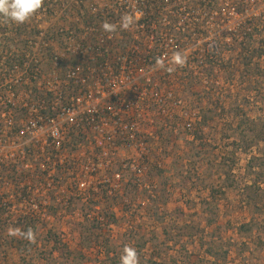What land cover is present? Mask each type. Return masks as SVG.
I'll return each instance as SVG.
<instances>
[{"label":"built area","instance_id":"obj_1","mask_svg":"<svg viewBox=\"0 0 264 264\" xmlns=\"http://www.w3.org/2000/svg\"><path fill=\"white\" fill-rule=\"evenodd\" d=\"M125 13L129 30H102ZM260 20L263 0H44L24 24L0 16L1 217L149 186L164 165L161 123L193 137L201 120L185 96L194 64L210 71L222 43L250 39ZM177 51L186 63L166 71Z\"/></svg>","mask_w":264,"mask_h":264},{"label":"rangeland","instance_id":"obj_2","mask_svg":"<svg viewBox=\"0 0 264 264\" xmlns=\"http://www.w3.org/2000/svg\"><path fill=\"white\" fill-rule=\"evenodd\" d=\"M259 29L253 39L222 43L210 71L201 75L202 65L194 64L185 96L201 124L191 137L164 131L161 123L159 178L147 187L126 185L113 202L93 209V195L67 208L51 201L50 207H64L56 218L41 217L45 247L28 252L17 246L20 236L8 234L19 219L11 217L0 237V264H113L125 245L137 250L140 264H264V57L258 58L264 20ZM255 199L258 208L250 207ZM50 229L58 252L47 243Z\"/></svg>","mask_w":264,"mask_h":264},{"label":"clouds","instance_id":"obj_3","mask_svg":"<svg viewBox=\"0 0 264 264\" xmlns=\"http://www.w3.org/2000/svg\"><path fill=\"white\" fill-rule=\"evenodd\" d=\"M44 0H0V16L5 18V21H10L15 24H24L42 8ZM132 14L125 13L120 20L119 25L104 21L101 28L106 33H114L118 30H129L134 23ZM186 63V57L179 51L174 52L170 61L169 67L165 68L164 60L156 59V65L160 68H165L166 71L172 72L176 67H183ZM10 236H20L30 243L36 242V234L31 227L26 231L19 228H10L8 231ZM120 264H140L137 250L130 245H125L120 255Z\"/></svg>","mask_w":264,"mask_h":264},{"label":"trees","instance_id":"obj_4","mask_svg":"<svg viewBox=\"0 0 264 264\" xmlns=\"http://www.w3.org/2000/svg\"><path fill=\"white\" fill-rule=\"evenodd\" d=\"M262 22V20L259 21L258 24H254V25H251L249 28H247V31H245L248 35H250L249 37H251L253 39L254 37V34L252 32H254L256 35L259 34L257 32L260 31L259 29V26H260V23ZM262 33V31H261ZM255 35V36H256ZM261 36H263L261 34ZM260 36V37H261ZM246 46V45H245ZM246 50V48L244 49ZM264 57V51H262L260 54H259V59L261 60L262 58ZM251 60V59H250ZM250 60H248L247 58L245 59V62H249ZM251 63V61H250ZM250 63H245V66L246 67H249L250 66ZM252 64V63H251ZM214 65V63H213ZM214 68V66H213ZM213 70V69H212ZM199 124H201V122H199ZM160 175H159V172L157 170H151L150 171V174L146 177V181L148 183H151V181L155 178H159ZM136 180V179H135ZM132 183H129L127 185H132L134 188H138L139 187V184H138V181L136 180ZM100 188L102 189L99 193L95 194V198H91V199H85V198H81L80 196H73L71 197L68 202H65V208H67V206H72L71 205L74 201H83V200H88V202H91V204L88 206L90 209H93L94 207L97 208L101 205H103L104 203H108L109 202H113L115 200H113V198H109L108 197V189L105 188L103 189V187L100 186ZM233 187H231L232 189ZM252 188V187H250ZM67 189L70 191V193H75L73 189H70V187H67ZM214 193H216V190H214ZM54 204L56 203L55 201L51 200ZM157 200L155 199H150L149 202H156ZM77 204H79V202H77ZM250 204V202H249ZM81 205V204H80ZM86 204H82V207L84 208ZM258 200L255 199L254 201H252V203L250 204V207L252 206L253 208H258ZM62 207H64L63 205H59L57 208H55L54 206H51L48 208V218L49 219H52V218H56L57 217V213L58 211L63 209ZM74 207L78 208L79 205H74ZM81 207V206H80ZM74 212V211H73ZM11 219L10 218H7V217H1L0 215V237H2L4 235L5 232H7V226H8V222L10 221ZM46 220V219H45ZM45 226L46 227V224H44V218L42 219L41 217H38V216H32V217H23V216H20L19 219L16 221V224L14 225L15 228H19L23 231H26L29 227H31L33 229V231L35 232L36 234V242L35 243H30L28 240L24 239V238H20V239H17L15 238V241L17 242V246H19V249L20 250H23L24 252H28V249H31V250H34V248L36 249H39V248H43L45 247V241L44 239H41L38 237V233H39V228H41V226ZM82 228V227H81ZM186 227H182V230H184ZM249 228L248 230L251 231V228L250 227H244V229H247ZM79 229V228H78ZM48 234H49V237H48V241L47 243H50V242H53L55 244V247H54V250L53 251H56L58 252L59 247H57V244H58V239H57V235H56V232L54 233L52 229L48 230L47 231ZM41 241H43L44 243L41 244ZM0 246H3V242L0 241ZM24 247V249H23ZM2 248V247H0ZM109 251L112 249H108ZM108 255H110V252L108 253ZM114 261H113V264H120V262L118 261L119 260V257L117 255H115L113 257ZM156 264V263H155Z\"/></svg>","mask_w":264,"mask_h":264}]
</instances>
